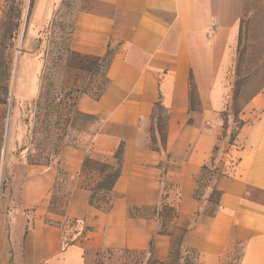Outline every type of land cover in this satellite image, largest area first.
<instances>
[{"label":"crops","instance_id":"obj_1","mask_svg":"<svg viewBox=\"0 0 264 264\" xmlns=\"http://www.w3.org/2000/svg\"><path fill=\"white\" fill-rule=\"evenodd\" d=\"M240 1L89 0L74 14L69 50L94 58L109 50L107 86L98 98H77L76 110L95 118L86 145L64 147L50 165L15 176L0 256L8 237L16 264H88L109 250L148 252L151 243L152 258L163 262L172 238L158 233L154 210L167 204L176 213L172 228L187 229L184 246L198 251L200 264H219L237 245L240 264H264V88L241 110L233 143L220 120L230 99ZM158 102L169 114L160 151L146 139ZM120 143L111 207L89 205V188L102 176L83 171L84 159L113 166ZM203 167L216 173L206 196L212 188L220 193L211 218L195 197ZM59 180L65 204L58 214L49 207Z\"/></svg>","mask_w":264,"mask_h":264},{"label":"rangeland","instance_id":"obj_2","mask_svg":"<svg viewBox=\"0 0 264 264\" xmlns=\"http://www.w3.org/2000/svg\"><path fill=\"white\" fill-rule=\"evenodd\" d=\"M88 6L89 0L2 2L0 55L5 61L11 59V64L6 89L0 92L4 103L0 105V231L9 228L15 176L22 175L30 166L50 165L63 146L86 145L92 135L91 126L95 122L75 116L74 103L83 92L98 94L104 87L105 73L101 70L94 75L88 70L93 67L90 60L82 61L84 68L81 70L78 60L67 56L72 17ZM37 8L39 12L36 14ZM238 21L239 37L230 74V99L226 111L220 116L222 127L230 131L229 142L239 130L241 110L264 88V0H241ZM70 62L71 67L68 66ZM235 87L239 97L236 107L232 97ZM147 129V144L160 148L155 120H150ZM213 176V171H206L199 180L196 196L203 203L210 195L206 196V191L211 187ZM54 192L51 203L55 211L59 210L65 194L61 187ZM204 205V209L209 207L207 202ZM160 210L161 207L157 209ZM164 226L175 236L184 229L172 228L168 214ZM6 239L7 250L0 256V264H16L10 239ZM242 251L241 245L235 246L219 264H239ZM178 253L175 264H200L198 251L183 246ZM169 256L170 248L163 262L150 258L147 252L109 250L91 256L88 264H147L149 260L172 264L173 258L170 260Z\"/></svg>","mask_w":264,"mask_h":264},{"label":"trees","instance_id":"obj_3","mask_svg":"<svg viewBox=\"0 0 264 264\" xmlns=\"http://www.w3.org/2000/svg\"><path fill=\"white\" fill-rule=\"evenodd\" d=\"M71 23H72V20L70 22V30L72 28ZM70 30H69V34H70ZM68 38H69V35H68ZM67 47H68L67 56H69L71 58V60H78V65H79V68H81V70H82V68H84V67H82L83 66L82 61L90 60L93 64L92 65L93 67H92V69L89 68L88 70H90L94 75H98L99 73H101V70L104 71V73H105L104 87L99 91L98 94L93 95L95 98H98L101 95V92L107 86L106 85L107 84L106 74H107V69L110 65V62H111L113 55L108 50L106 52L105 56L101 57V58H94V57H90L87 55L81 56V55L76 54V53L72 52L71 50H69V41H68ZM10 64H11V59L10 60L8 59V61H5L2 58V55H0V82H2V81L4 82L3 85H0V92H1V90L6 89L5 83H6V81H8V78L10 75V73H9ZM68 66L71 67L72 62H70L68 64ZM2 77H3V80H2ZM189 83H190L189 84V111L193 112L194 110H196L195 106L197 105L198 98H196V92H195L194 84L191 81ZM82 94H86V92H83ZM232 97H233V102H234L233 106L236 107L235 102L239 98L238 97V89H236V87L234 88V90L232 92ZM77 98L75 99L76 102L74 103L73 114L75 116L82 118L84 121L89 120V121L95 122L94 117L89 116V115L86 116V115L80 114L76 110ZM1 104H4V103H3V99L1 98V93H0V105ZM37 107L39 108V104L37 105ZM168 116H169V114L167 113L166 108L161 104V102H158L154 106L152 116H151V120H155V128L157 129L158 134L160 136L161 147L157 148V147L149 145V147L153 150L160 151L163 148L165 136H166V131H167L166 124H167ZM43 121L41 122V125H42ZM188 123L189 124L191 123L190 119H189ZM242 125H243V122L240 120L239 121V129L241 128ZM238 132H239V130H238ZM236 135H232L230 137V143H233V140L235 139ZM73 146H69V147H73ZM64 147H68V146H63L62 148H64ZM122 153H123V144L120 143L117 151L113 155V160L115 161V164L113 166L109 165L106 162L100 163V162L92 161L89 158L84 159V163H83V167H82L83 171L94 170V171H97L102 176L100 181L96 185L89 188V191H91L89 201H88L89 205L97 206V207H103L104 209H107V210L110 209L111 206H110L109 195L112 192L111 190H112L113 186L115 185V183L118 181V179L120 177L119 174L121 171ZM206 171H208L207 167H203L202 173L204 174V172H206ZM213 173H214V175L216 174L215 171H213ZM63 176H64V174L60 173V177L63 178V180H64L65 177H63ZM199 180L197 181V187H198ZM61 185H62V183L59 180V182H57V185H55L53 192L55 189H57V188L59 189L61 187ZM197 189L198 188H196V191H195V197L196 198H197V196H196L197 195ZM54 194H55V192H54ZM54 194H53V196H54ZM219 196H220V193L215 188H212V190L210 191V195L208 197V200L206 201L208 203L209 207L207 209H204L205 205H203V207H202L201 213L203 215L211 218V216H214L218 212V210H219V203H218ZM64 198H65V196H64ZM64 198H63V201L60 205L59 210L57 209L54 211V209L52 208L53 205H52V203H50V207H49L50 211L53 213H58V214L62 213L63 204H65ZM51 202H52V200H51ZM102 204H104V206ZM160 205H161L160 211H157L158 208H155V210H154V215L157 216V220L159 221L158 233L160 235H164V236L168 235V236L173 238V241H172L171 247H170L169 259L171 260V257H172L173 258L172 264H175L178 261V255H179L178 249H180L184 246V238H185L187 229L186 228L182 229L179 236H175L170 231H168L167 227L164 226L165 217L168 214L170 223H172L174 218L176 217V213H175L174 209L169 207L167 204H160ZM133 212H134L133 210L129 211V215L132 216ZM161 220L163 221L162 225H161ZM152 251L153 250H152V243H151L149 246V251L147 252L150 258L152 256ZM240 260H241V258H240ZM240 260H239V262H240ZM10 262H11V259H10ZM147 264H161V263H158L155 260H151V261L149 260L147 262Z\"/></svg>","mask_w":264,"mask_h":264},{"label":"bare ground","instance_id":"obj_4","mask_svg":"<svg viewBox=\"0 0 264 264\" xmlns=\"http://www.w3.org/2000/svg\"><path fill=\"white\" fill-rule=\"evenodd\" d=\"M22 34V33H21ZM20 41V40H19ZM19 44H20V42H19Z\"/></svg>","mask_w":264,"mask_h":264},{"label":"water","instance_id":"obj_5","mask_svg":"<svg viewBox=\"0 0 264 264\" xmlns=\"http://www.w3.org/2000/svg\"><path fill=\"white\" fill-rule=\"evenodd\" d=\"M21 37H22V35H21Z\"/></svg>","mask_w":264,"mask_h":264}]
</instances>
